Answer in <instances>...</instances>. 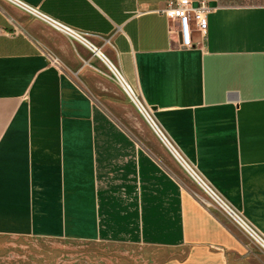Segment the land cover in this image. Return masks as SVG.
<instances>
[{
  "label": "crops",
  "instance_id": "obj_1",
  "mask_svg": "<svg viewBox=\"0 0 264 264\" xmlns=\"http://www.w3.org/2000/svg\"><path fill=\"white\" fill-rule=\"evenodd\" d=\"M22 1L108 55L176 150L264 240V0H192L210 7L208 27L201 47L185 48L161 12L168 0ZM80 57L69 37L0 0V232L118 235L99 201L101 109ZM132 151L139 185L159 201H189L157 242L168 256L153 262L264 264L255 239L193 206L150 152Z\"/></svg>",
  "mask_w": 264,
  "mask_h": 264
},
{
  "label": "rangeland",
  "instance_id": "obj_2",
  "mask_svg": "<svg viewBox=\"0 0 264 264\" xmlns=\"http://www.w3.org/2000/svg\"><path fill=\"white\" fill-rule=\"evenodd\" d=\"M70 40L78 46L81 64L86 67L88 91L101 109L102 121L95 135L97 187L100 204L107 205L109 235L115 231L118 235L91 239L38 236L26 227L25 231H2L0 264H156L153 260L168 256L164 245L157 242L164 240L162 237L166 234L162 231L170 224L184 220L182 208L189 206V201L183 198L159 201L150 194L151 187L139 185L134 178L132 159L137 156L133 148L150 152L190 196L193 206L255 239L176 160L101 56L82 43ZM192 209L193 222L199 223L201 215ZM135 230L136 239L125 235ZM150 237L156 241L153 247L146 245Z\"/></svg>",
  "mask_w": 264,
  "mask_h": 264
},
{
  "label": "built area",
  "instance_id": "obj_3",
  "mask_svg": "<svg viewBox=\"0 0 264 264\" xmlns=\"http://www.w3.org/2000/svg\"><path fill=\"white\" fill-rule=\"evenodd\" d=\"M8 1L18 6L19 8L23 9L30 15L47 23L49 26L63 33L70 39L82 43L83 45H85L90 50L96 53L97 46L94 45V43L90 41V39L86 35L81 33L79 30L65 23H62L61 21L47 15L38 8L33 7L22 0H8ZM209 11H210V7L205 1H200L199 5L195 6L192 3V0H168L166 8L161 10V12L166 16V18L170 20V29H169L170 34L171 35L176 34L179 37V44L180 47L182 48L195 47V46L201 47L203 45L206 39V31L208 27L206 14ZM173 23H176L177 25L175 26L173 25ZM121 77L127 84L128 79L126 78L124 73L123 75H121ZM128 86L131 89V86L129 84ZM133 95L136 97V100L143 109L144 113L150 117V119L153 121L155 126H157L159 130L162 129V131H164L161 125L159 124V122L157 121L155 115L153 114L152 108L149 105H147L144 100H142L140 94L137 93V95H135V93H133ZM154 118L157 122H155ZM164 132L168 136L166 131ZM199 176L202 179V182L206 184V186L213 193H215L216 191L213 189L211 184L206 180V178L202 177L200 174ZM231 210L235 213L233 208H231Z\"/></svg>",
  "mask_w": 264,
  "mask_h": 264
},
{
  "label": "bare ground",
  "instance_id": "obj_4",
  "mask_svg": "<svg viewBox=\"0 0 264 264\" xmlns=\"http://www.w3.org/2000/svg\"><path fill=\"white\" fill-rule=\"evenodd\" d=\"M97 55H100L101 58L105 61L106 64H108L109 68L113 70V72L118 76L117 77V81L120 82V84H122V86L124 87V89L126 90L127 94L129 95L130 99L133 100V102L135 103V105L138 107V109L141 111V113L147 118L149 124L151 125V127L153 128V130L155 132H157V134L159 135V137L161 138V140L164 142V144L166 146H168V148L171 150V152H173L174 156L178 159V161L182 162V164L184 165V167L186 168L187 172L190 173V175L192 177H194L196 179V181L204 188L206 189V191L219 203V205L224 208L228 214L236 221V223L240 224L242 227H244V229L250 233V235L252 237H254L255 239H257L260 244L263 246L264 248V240L261 239L259 237V235L257 234V232L254 230V228H252L248 223H246L244 221V219L242 218V216L235 211V213L231 210V207L224 201V199L221 197H219L217 195V193H213L207 186L206 184H204L202 182V179L200 178L199 174L197 173V171L190 166V163L187 162L184 157L182 156L181 153H179L176 148L172 145V142L170 141V139L165 135V133L162 130H159L157 126H155V124L153 123V121L150 119V117L144 113L143 109L141 108V106L139 105L138 101L136 100V97L133 95V93L136 92L134 90V88L132 87L131 84H129V82L127 81V84L125 83V81L122 79L121 75H123V73L121 72L120 69H118L115 65V63L113 62V60L106 55L105 53H103L99 48H97L96 51ZM126 79V78H125ZM128 84L131 86V89L129 88ZM189 163V164H188ZM213 190V189H212ZM214 191V190H213ZM263 240V241H261Z\"/></svg>",
  "mask_w": 264,
  "mask_h": 264
}]
</instances>
